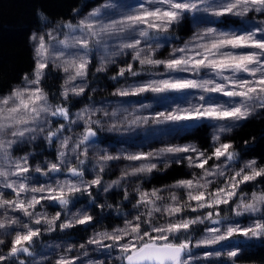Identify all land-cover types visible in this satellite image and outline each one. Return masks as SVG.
Segmentation results:
<instances>
[{
  "label": "snow or ice",
  "instance_id": "1",
  "mask_svg": "<svg viewBox=\"0 0 264 264\" xmlns=\"http://www.w3.org/2000/svg\"><path fill=\"white\" fill-rule=\"evenodd\" d=\"M251 13L264 16V0H140L126 11H120L113 0H105L78 23L57 24L45 34L34 32L31 75H23L22 85L6 95L0 94V246L6 242L9 245L6 252L0 247V264H45L46 258L36 251L44 233L54 232L57 227L63 231L88 225L95 220L86 210L62 219L61 212L49 216L37 211V206L43 207L47 202L67 209L76 194L83 193L94 203L92 189L108 192L131 177L158 171V164L167 169L185 161L199 173L192 172L191 178L151 190L137 185L131 201L133 211L122 214L119 226L96 232L87 240V245L95 246L94 251L107 254L105 259H90L87 264H107L109 259L117 264H203L223 256L230 264H237L242 254L239 246L202 254H194L193 249H215L237 237L264 239V188L250 194L244 191V186L264 183V166L253 159L238 169L233 167L239 154L231 143L221 142L220 135L264 112V19L253 20V26L243 31L213 25L197 27L182 46L171 49L167 58H156L163 47L162 38H168L174 25L187 15L220 19L245 18ZM40 19L46 17L41 14ZM93 53L99 61L96 72H104L109 64L116 63V57L129 53L131 60L141 66L137 71L132 63H127L112 80L125 77V73L133 77L144 72L149 75L147 80L118 88L113 95L199 93L187 101V106L175 105L150 116L133 115L129 119L128 115L121 118L127 109L103 111V116L109 118L107 131H128L150 123L182 125L207 120L216 125L212 151L193 144H169L155 151L117 155L104 151L96 157L93 178L84 179L91 141L104 124L93 117L102 110L86 107L73 114L67 102L71 96L84 95ZM53 66L64 74L59 92L61 103H52L41 86L46 70ZM160 68L163 71H153ZM213 96L227 99L215 101ZM81 122L82 132L75 136L65 134L72 132L71 125ZM38 139L49 147L58 145L54 160L33 164L34 152L15 154L18 146ZM121 159L131 163L121 169L118 179L105 183L102 174L108 162ZM57 173L76 179H61ZM36 175L46 180L36 181ZM123 199L130 200L127 189ZM245 216L250 217L246 224L233 220ZM200 225L204 226L203 235L193 243V233ZM85 247L80 245L81 249ZM67 251L71 253L73 249L69 247ZM88 255L87 251L79 256L62 255L54 264H83L81 256Z\"/></svg>",
  "mask_w": 264,
  "mask_h": 264
},
{
  "label": "trees",
  "instance_id": "2",
  "mask_svg": "<svg viewBox=\"0 0 264 264\" xmlns=\"http://www.w3.org/2000/svg\"><path fill=\"white\" fill-rule=\"evenodd\" d=\"M101 0H0V94L5 93L13 85L22 80V76L29 73L34 67L33 50L30 43L31 31L47 25H55L60 20H71L74 14L82 8H86L93 3ZM46 17L41 20L40 16ZM192 31L191 16L187 15L179 24L174 25L173 29L167 34L166 40H172L177 43L185 40ZM165 51V47H162ZM161 51V50H160ZM163 56H166V51ZM159 54V52H158ZM159 59V58H158ZM137 62L131 60V57L122 60H116L115 64H109L104 72H96L98 67L93 53L92 64L90 65L89 75L87 78V89L82 96H71L67 102V106L74 114L76 110L82 109L84 106L95 104L101 99L110 97V92L116 88L117 80H112L121 67V64ZM61 75L60 71L55 67L46 70L42 87L50 95L52 103H61L62 97L59 96L61 91ZM82 132L80 127L77 128ZM114 133H100L98 131L96 140L100 146L108 148L115 144ZM225 142L233 145V149L239 154L238 159L257 161L259 166H264V112H258L247 121H241L239 126L233 127L225 136ZM178 142H190L202 150L211 149V139L209 136V126L204 122H196L185 126L180 131ZM56 145L49 147L43 139H38L33 144H26L16 149L17 155L25 152H34L31 157L32 163H43L45 159L54 160L56 156ZM96 158L88 154V161L84 165L85 176L91 168H94ZM159 170L151 174H141L139 177H131L127 181H122L120 186L113 187L108 192L103 189H92L95 202H90L91 198L87 193L76 194L67 209L57 205V209L61 212V216L70 208L81 207L86 209L95 220L94 223L88 225H76L75 227L61 231L58 227L54 232L44 233L39 238L36 246L38 251L46 242L58 240L69 242L74 246L85 242L92 231H110L112 227L119 226L122 222L124 213H131V201L135 199V189L137 185L142 190H151L152 188H161L171 185L179 179H188L190 177L191 168L187 166L185 161L182 164H171L167 169L162 164H158ZM61 173H57L56 176ZM103 181L109 183L116 180L121 175V170L116 168L113 172L103 174ZM40 181L46 178L36 175ZM264 188V183L252 184L244 186L245 190ZM127 189L130 200H124V190ZM166 195V193H165ZM99 205H104L103 208ZM107 205H112L111 208ZM37 208H41L38 207ZM189 215H193L188 213ZM228 214V213H227ZM18 215V214H17ZM63 219V217H62ZM60 221H57L59 224ZM203 225L197 226V231L193 233L192 239H196L202 233ZM10 239V238H9ZM238 244L242 246V254L237 260V264H264V239L239 240ZM3 247L4 251L8 250L7 242ZM115 255V253L113 254ZM21 258H25L23 255ZM107 264H117L114 259L107 260ZM204 264H230L228 258H215Z\"/></svg>",
  "mask_w": 264,
  "mask_h": 264
},
{
  "label": "rangeland",
  "instance_id": "3",
  "mask_svg": "<svg viewBox=\"0 0 264 264\" xmlns=\"http://www.w3.org/2000/svg\"><path fill=\"white\" fill-rule=\"evenodd\" d=\"M139 2H140V0H113V3L120 6V11H126L129 6L135 5ZM103 3H105V0H101L98 3H93L86 8L80 9L79 11H77L74 14V16L72 17L71 20L70 19L69 20H60V21H58V23H56L53 26L52 25L41 26V27H38V28L32 30L31 31L32 33L30 34V43L32 45V50H33L34 42L31 40V36L34 32L37 33L38 35L45 34L50 29L54 28L57 24H63L66 22H72L74 24L78 23L80 19H82L84 16H86L95 7H98ZM190 16H191L192 31L190 32L188 37H185V40L181 41V43H177L175 41H172L171 39L166 40L165 38H162L161 43L163 44V47L166 48L165 49L166 53H169L171 51V49L174 47L182 46L184 42H186L187 40L190 39V37L192 36L193 32L197 29V27H204V26L213 25V26H216V27L223 29V30L243 31V30L249 29L253 26V23H252L253 20L264 19V16H261V15L256 14V13H251L249 15V17H245V18L226 16V17H222L220 19H215L211 16H207V15H203V14L197 15L195 17H193L192 15H190ZM163 51H164V49H162V47H161L156 53V58H159V59L167 58L168 54H166V56L162 57ZM158 52H159V54H158ZM33 54H34V52H33ZM126 57L127 58L131 57V54L129 53L127 55L116 57L115 60H117V59L122 60ZM95 60L97 62V65H99V61H98V58L96 57V54H95ZM127 63H128V61L126 60V64ZM126 64H121V67H126ZM133 68H134V70L140 71L141 66L137 63V65L133 64ZM33 69H34V67H33ZM33 69L27 74L31 75ZM153 71H163V69L160 68V69H155ZM60 75H61V80H62V84H63L64 74L61 71H60ZM147 79H149V75L147 74V72H144L140 76H136V77H133L128 73H125V77L118 78L117 83H116V88H114L109 94L110 97H108L106 99H101V100L97 101L95 104L82 107V109H84L86 107L90 108V109H101L102 111L97 112L96 116L93 117V119H101L102 121H104V124L101 126V128L98 131L102 134H104V133H114L115 134V138L113 137L115 140V144H113L110 147L108 146V148H105L103 146H100L98 141L91 142V146L89 147L88 154H91L93 157L96 158L99 154L103 153L104 151H107L108 153L113 154V155H117V154H120L122 152L155 151V150L162 148V147H165L166 145H169V144H181V145L192 144L190 142H178V139H179L180 131L183 128H185V126L194 124L196 122H189V123L182 124V125H174V124L155 125V124L150 123L149 125H146L143 127H134L133 129L128 130V131H122V132H116V131L109 132V131H107V120L109 118H105L103 116V114H102L103 111L111 112V111L116 110V109H127L126 113H124V112L121 113V118L123 117V115H128V118L132 119L133 115H135V116H150L152 113H154L156 111H163V110L168 109L170 107H174L175 105L187 106V101L189 99H191L193 96L199 95L198 92L170 93L167 96H156L152 93H145V94L140 95V96H128V97H120V96L113 95V93L116 92V90L118 88H124L128 85L135 83V82L144 81ZM22 83H23L22 80L17 82L9 90L5 91V93H3V95L8 94L12 88L16 87L18 84L22 85ZM212 99L215 101H221L222 102V101H225L227 98H225L223 96H213ZM192 102L194 103L195 100H192ZM144 104H151L152 107L151 108H141L140 106L144 105ZM82 109L76 110L75 113L80 112ZM129 114H131V115H129ZM200 122H204L206 125L209 126V136L211 139V145H210L211 149H210V151L208 150V152L210 153L212 151V147L214 144L212 137H213L214 133L216 132V125L213 122L207 121V120L200 121ZM70 127L72 128V132L71 133H65V134H72L73 136H75V134L79 133V130L77 129L78 127H80L81 131H83V123L82 122L78 125H71ZM226 134H227V132L220 134L221 135V142H225L224 138H225ZM19 147H21V146H18L17 148H19ZM57 147H58V145H56V149H57ZM153 162H156V161H153ZM244 162H246V160L237 161V163H234L233 167L238 169V167L243 166ZM129 163H131V162L123 160V159L118 160V161H110V162H108V166L105 169V172H106V174H109V172L110 173L113 172V169H115V168L117 171H120ZM136 163H139V162H136ZM209 163L210 164L214 163V161H210ZM199 171H200L199 169L191 168V173L192 172L199 173ZM94 174H95V169L91 168L90 171L87 172V176H84V179L90 180L93 178ZM58 176L61 179H65V178L71 179V180L76 179V178L71 177V176H66L63 173H61ZM35 180L42 182V181H40V178H35ZM217 183H219V181H217ZM258 190H259L258 188L251 189L250 191L244 189L245 193H248V194H250L252 191H258ZM57 205L58 204H48L47 202H45L43 207L38 206L41 208H37V211L47 212L49 216H53L56 214V212H59L57 209ZM82 207L83 206L77 207V208H70L66 211V213H64L62 215V217L64 218L65 215H67V217L70 218L72 214H74L78 211L86 210ZM228 215H231V214L228 213ZM237 219L240 220V222L242 224H246L249 222L250 217H248V216L239 217V218L233 217V220H237ZM96 232H98V231H95V230L92 231L91 234L89 235V238L92 237ZM201 235H203V232L200 234V236ZM200 236L198 238L194 239L193 243H195V241L197 239H199ZM87 240L83 243H79L78 246H74L73 244H70L69 242L58 241L57 239L52 240V241H48V242H46L45 246H47V245H51V246L59 245V248L42 246L37 251V254L40 257L46 258L45 264H48L49 261H51L52 264H54L55 260L59 256H62V255L79 256V255H81V253L83 251H87L89 253V255L87 257L81 256V260H82L83 264H87V261L90 259L91 260H97V261L105 259L107 254L103 253V252L94 251L93 249L95 246L87 245ZM239 240L245 241L244 238L237 237L236 239H234L232 241L225 242L224 245L216 246L215 249L201 247V248L193 249V252H194V254H202L205 251H214V250H219L221 248H230L233 246H239L240 248H242V246H240L238 244ZM81 244L86 245L85 249L80 248ZM69 247H71L73 249V251L71 253H69L67 251V249ZM221 258H227V256H223ZM213 259H215V258H213ZM206 262H203V264Z\"/></svg>",
  "mask_w": 264,
  "mask_h": 264
},
{
  "label": "water",
  "instance_id": "4",
  "mask_svg": "<svg viewBox=\"0 0 264 264\" xmlns=\"http://www.w3.org/2000/svg\"><path fill=\"white\" fill-rule=\"evenodd\" d=\"M94 140H95V138H93L91 142H94ZM74 178H75V177H74Z\"/></svg>",
  "mask_w": 264,
  "mask_h": 264
},
{
  "label": "bare ground",
  "instance_id": "5",
  "mask_svg": "<svg viewBox=\"0 0 264 264\" xmlns=\"http://www.w3.org/2000/svg\"><path fill=\"white\" fill-rule=\"evenodd\" d=\"M95 140H96V137H95Z\"/></svg>",
  "mask_w": 264,
  "mask_h": 264
}]
</instances>
